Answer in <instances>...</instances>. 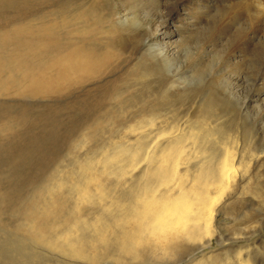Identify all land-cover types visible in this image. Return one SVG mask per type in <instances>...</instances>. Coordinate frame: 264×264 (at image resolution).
<instances>
[{"label": "rangeland", "instance_id": "rangeland-1", "mask_svg": "<svg viewBox=\"0 0 264 264\" xmlns=\"http://www.w3.org/2000/svg\"><path fill=\"white\" fill-rule=\"evenodd\" d=\"M177 1L0 0V264H264V44L241 39L249 22L228 14L232 1L201 13ZM196 124L237 137L246 176L211 248L104 250L90 222L103 205L78 203L75 185L94 169L128 194L139 180L108 173L105 158L140 145L139 167L156 165L143 156Z\"/></svg>", "mask_w": 264, "mask_h": 264}, {"label": "bare ground", "instance_id": "bare-ground-1", "mask_svg": "<svg viewBox=\"0 0 264 264\" xmlns=\"http://www.w3.org/2000/svg\"><path fill=\"white\" fill-rule=\"evenodd\" d=\"M225 1H232L230 6L225 4L226 9H224L228 11V14L233 16L234 13L241 14L244 20L249 22H247L249 24L247 30H243L245 34H241L244 38L241 39H245L246 43L250 44L255 42L259 45L264 44V0ZM179 2L189 3L191 8L202 12L203 7L206 9L211 5L210 2H217V0L177 1ZM157 4L162 5V0H157ZM228 14H226L227 17ZM198 21L193 24L198 25ZM250 47L252 48L251 45ZM234 52L235 50L228 54L229 62H233ZM237 143V137L231 135L230 131L218 133L212 127L207 130L204 125L196 124L181 136L168 137L167 141L157 145V149L155 147L154 154L147 153L143 156L154 157L156 165L150 162L151 165L139 167V162L142 160L139 159L142 148L140 145L111 152L107 160L105 158L103 169L106 171L107 166L114 163V167L108 169V173L121 179L124 176H129L131 179L136 177V181L139 180V182L132 185L134 188L128 194L117 195L111 186L102 182L104 172L95 173L93 169L91 173L88 171L90 174L85 175L84 180H79L80 182L75 185L78 203L80 201L94 204L99 202L103 205L105 213L100 210L97 216L90 221L93 231L97 232L95 239L104 250L107 251L113 244L116 251L131 255L132 259L137 260L143 258L146 250L152 253L162 250L169 254L182 242L194 245L196 250L211 248L213 239L218 236V214L228 202L236 185L246 177L244 176L245 171L239 168L242 161L237 160L239 157L235 152ZM213 144L219 145L215 154L211 152ZM189 150L191 152L188 153ZM120 153H125V159L122 160ZM261 153L263 152H257L255 157L259 158ZM201 156L204 159H200ZM194 158H198L199 161L191 166ZM137 170L139 172L135 175L134 172L136 173ZM83 221L88 223L86 219ZM75 226H77L76 223L67 232L73 233ZM64 240L67 242V237ZM69 247L71 254L85 256V258L88 255L84 246L76 241L70 240ZM115 255L117 256V254H112V256ZM238 264H245L242 257L238 258Z\"/></svg>", "mask_w": 264, "mask_h": 264}]
</instances>
